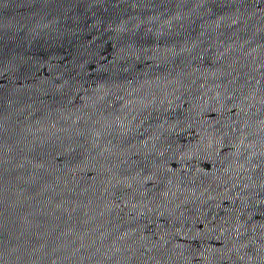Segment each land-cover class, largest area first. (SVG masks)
Listing matches in <instances>:
<instances>
[{
	"label": "water",
	"instance_id": "95a60500",
	"mask_svg": "<svg viewBox=\"0 0 264 264\" xmlns=\"http://www.w3.org/2000/svg\"><path fill=\"white\" fill-rule=\"evenodd\" d=\"M0 264H264V0H0Z\"/></svg>",
	"mask_w": 264,
	"mask_h": 264
}]
</instances>
